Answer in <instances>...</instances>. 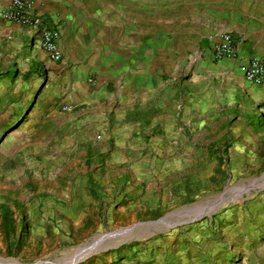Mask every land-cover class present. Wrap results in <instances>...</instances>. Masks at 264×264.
<instances>
[{"label": "rangeland", "instance_id": "obj_1", "mask_svg": "<svg viewBox=\"0 0 264 264\" xmlns=\"http://www.w3.org/2000/svg\"><path fill=\"white\" fill-rule=\"evenodd\" d=\"M46 1L62 5L61 0ZM71 1L67 21H97L98 0ZM112 1L117 3V22H122L127 0H102L104 20L113 11ZM26 43L16 45L0 36V258L21 264L53 261L98 235L204 206L242 185L254 187L209 216L116 247L103 246L78 264H237L257 248L243 247L235 221L241 222L247 245L251 239H264V227L242 225L247 217L264 214V105L257 108L259 116L251 110L243 126L227 110L222 113L227 120L208 129L227 133L222 167L190 169L192 188L172 193L158 190L154 181L113 184L104 166L113 154L111 141L100 133L79 141L75 129L68 128L72 120L67 114L76 108L64 103L66 92L59 91L56 75L36 65V54H26ZM203 142L195 140L197 147ZM210 143L214 146L217 140ZM225 155L239 165L226 166L221 161ZM252 158L259 159L257 165ZM255 230L259 233L252 238Z\"/></svg>", "mask_w": 264, "mask_h": 264}, {"label": "crops", "instance_id": "obj_2", "mask_svg": "<svg viewBox=\"0 0 264 264\" xmlns=\"http://www.w3.org/2000/svg\"><path fill=\"white\" fill-rule=\"evenodd\" d=\"M10 1L0 0V6ZM34 1L44 24L59 28L61 59L50 60L17 24L0 20V36L16 45L27 41L26 54H36V65L56 75L59 91L66 92L64 103L76 108L67 114L68 128L80 142L97 133L111 141L113 154L104 166L113 184L154 181L158 190L184 192L190 169L222 167L227 133L208 132L216 121L227 120L222 113L230 110L241 126L251 110L260 115L264 86L246 82L238 70L253 57L264 58V0H127L122 22L115 1L104 20L98 0L94 23L67 21L71 0H61L59 8ZM223 34L234 39L237 59L214 58L213 46ZM197 138L205 141L198 147ZM211 140L217 143L212 146ZM258 160L252 158V165ZM221 161L239 165L226 155ZM174 176L178 180L167 183ZM245 224L264 227V214L247 217ZM235 230L243 247H257L237 264H264V239L247 245L239 220Z\"/></svg>", "mask_w": 264, "mask_h": 264}, {"label": "built area", "instance_id": "obj_3", "mask_svg": "<svg viewBox=\"0 0 264 264\" xmlns=\"http://www.w3.org/2000/svg\"><path fill=\"white\" fill-rule=\"evenodd\" d=\"M37 10L34 0H11L8 5L0 6V20L19 25L38 40L39 48L50 60L57 62L61 59L58 46L59 28L46 26L42 19L43 15ZM238 54L235 41L229 34H223L213 46L216 60L237 59ZM238 71L246 82L264 86V58L253 57L241 64ZM91 81L89 79V82ZM63 109L71 110L66 106Z\"/></svg>", "mask_w": 264, "mask_h": 264}, {"label": "water", "instance_id": "obj_4", "mask_svg": "<svg viewBox=\"0 0 264 264\" xmlns=\"http://www.w3.org/2000/svg\"><path fill=\"white\" fill-rule=\"evenodd\" d=\"M254 186H241L232 192L233 198L229 197V191L222 193L214 202H210L204 206H193L190 208L178 209L174 212L164 215L163 217L149 222H142L136 225L121 228L113 232L98 235L88 242L76 247L69 255L53 260L39 261L34 264H78L91 255L100 251L103 246H107L108 241L122 240L125 243L128 239L138 237L142 234H148L152 231H160L172 227L181 226L183 224L193 223L198 219L209 216L212 212L221 207V205L230 199H235L237 195H241L252 189ZM0 264H21L13 259L0 258Z\"/></svg>", "mask_w": 264, "mask_h": 264}, {"label": "bare ground", "instance_id": "obj_5", "mask_svg": "<svg viewBox=\"0 0 264 264\" xmlns=\"http://www.w3.org/2000/svg\"><path fill=\"white\" fill-rule=\"evenodd\" d=\"M122 242H123L122 240L110 241V243L106 247H116V246L120 245Z\"/></svg>", "mask_w": 264, "mask_h": 264}]
</instances>
